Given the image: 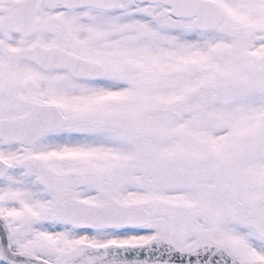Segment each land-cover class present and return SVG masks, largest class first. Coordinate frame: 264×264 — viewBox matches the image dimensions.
Here are the masks:
<instances>
[{"label": "snow or ice", "instance_id": "6c2138e0", "mask_svg": "<svg viewBox=\"0 0 264 264\" xmlns=\"http://www.w3.org/2000/svg\"><path fill=\"white\" fill-rule=\"evenodd\" d=\"M0 264H264V0H0Z\"/></svg>", "mask_w": 264, "mask_h": 264}]
</instances>
